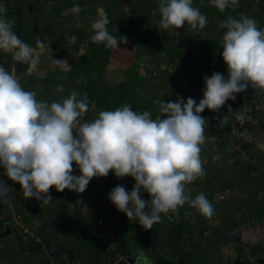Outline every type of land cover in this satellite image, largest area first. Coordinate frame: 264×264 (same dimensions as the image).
Listing matches in <instances>:
<instances>
[{
    "label": "clouds",
    "instance_id": "clouds-1",
    "mask_svg": "<svg viewBox=\"0 0 264 264\" xmlns=\"http://www.w3.org/2000/svg\"><path fill=\"white\" fill-rule=\"evenodd\" d=\"M211 2L223 13L235 8L239 0ZM158 11L159 26L165 32L185 23L191 30L207 25L206 15L193 6V0H160ZM14 23L0 4V50L34 71L40 62L37 49L44 50L46 45L39 38L36 48L23 42L13 30ZM108 24L101 9L91 25V39L108 48L126 44L127 38L111 34ZM219 27L226 30L222 58L228 79L220 73L205 78L199 104L192 98L186 102L181 98L167 103L157 100L161 115L156 119L149 111L138 113L125 104L82 122L89 111L86 94L78 98L81 94L72 90L62 101H39L36 92L22 87L19 76L0 66V166L7 178L20 185L25 198L48 204L53 200L51 188L83 193L94 177H107L111 171L117 178L132 177L135 184L130 193L117 185L108 199L145 230L159 223L162 214L176 212L186 203L210 218L214 208L204 193L193 199L185 191L186 185L204 175L201 145L206 142V119L201 113L219 110L249 87L264 91V30L244 13L238 19L229 16ZM70 39L75 43L77 37ZM53 63L68 66L64 60ZM57 91H63V86ZM235 114L238 120L244 119V114ZM74 163L79 176L72 174ZM8 188L0 181V197L6 196ZM142 191L149 194V201L142 199ZM143 259L151 264L147 257Z\"/></svg>",
    "mask_w": 264,
    "mask_h": 264
},
{
    "label": "crops",
    "instance_id": "crops-1",
    "mask_svg": "<svg viewBox=\"0 0 264 264\" xmlns=\"http://www.w3.org/2000/svg\"><path fill=\"white\" fill-rule=\"evenodd\" d=\"M131 1L12 0V12L10 11L11 14L8 19L15 21L13 30H17L16 35L23 42L29 45L32 44L30 46L33 48H36L37 38L46 47L44 50L37 49L40 52V62L34 71L29 72V65L17 63L13 60L12 54H10L7 71L19 76L22 87L25 90L36 92L39 101H46L49 104L53 101H61L59 100L60 97L63 99L66 93L70 94L72 90H76V81L68 75V72L76 67V63L80 58L90 56V41L94 35V30L92 27L91 30L88 26L91 25V22L92 24L95 22L101 9L107 10L109 13L114 12L113 15L116 17L119 16L118 13H122L125 21L131 24L129 22L130 16L127 15L132 14V8L137 5L141 6V3L140 5L139 3H131L133 4L132 6L130 4ZM154 1L157 2H154L157 7L151 10L153 15L152 19H148V22L157 24L158 31L161 34L159 39L166 42L165 49H168V51L173 50V53L174 50L181 51V55L179 54L175 57L186 56L187 52H189L190 46L188 43L183 44V42H186V36L188 35L191 38L189 44H192L194 39L208 40L209 38L210 40V37L211 39L217 37L207 27L202 30H191L186 23L179 29L165 32L159 26L161 16L158 6L160 1ZM198 5H200L198 1L197 4L195 1L194 7L197 8L199 7ZM83 9L87 11L81 13ZM18 10L21 11L19 19L15 17V15H18L16 12ZM82 14L86 16L76 19V16ZM121 23H115L111 19L107 25L108 31L118 37H126L127 41H129V38H134V35L123 34V32L129 31V28L126 25L122 29ZM72 36L77 37L75 43L71 42L70 38ZM135 39L134 43L136 45ZM118 44L121 49L124 48L128 55L132 56L133 50L136 52V48L133 45H128V43ZM60 60L67 61L68 66L53 63V61ZM149 63H153L155 66L159 65L156 60H152ZM176 69L178 68L176 67ZM179 69L184 71L182 81L186 83L188 79L187 68L184 66ZM209 70L207 69V72ZM213 70L222 74L225 80L228 79L226 64L219 63L217 68ZM209 77L206 76L205 78ZM61 85L63 86V91H57ZM178 89L181 91L178 90L176 94L171 93V95H175L177 99L181 98L185 102L188 98H192L199 104L203 98V92L199 90L192 93L189 88H185L182 84L178 86ZM239 95L264 101V91L251 87L245 93H239ZM157 100L159 99L156 98L155 102ZM154 105H157V103ZM153 109L149 107L148 110L152 112L151 118L156 119L157 117L153 116L155 112V109L152 111ZM201 116L206 119L204 125L206 142L201 145L204 175L186 185L185 191L193 199L198 194L204 193L214 208V214L210 218L205 217L197 209L192 208L189 203H186L176 212L162 214L161 221L156 224L159 233L157 235L159 248H161L162 244H165L162 249L168 256H171L172 253L166 247L168 244L167 236L171 231L175 233L179 231V228H183L181 238L184 239L181 242L185 244V250H188L187 252L191 253V255H188L185 259L182 256H178V264H264V131L261 128H252L247 132L241 129L235 118L224 106L217 111L205 109ZM243 152L250 156L246 162H231L232 154L236 153L238 155ZM217 156L219 159H214ZM4 172V169L0 166V174H4ZM123 179L125 189L129 192V188L134 186L135 180L130 176L123 177ZM89 192L98 198L97 193L89 189L85 193H76V198L70 201L67 211L62 212L57 217L56 210L59 206L54 208V225L43 227L52 236L54 242V237H56L58 242H66V245H77L81 237L90 231V211L88 212L86 205L88 198L84 196ZM141 194L146 202L150 200L147 192L142 191ZM98 199L101 204L104 202L102 198ZM108 210L113 222L119 226H125L127 231L129 230L132 233L129 235L133 241L136 235L133 229L130 228L132 224L129 223L130 221L126 214L119 212L114 205H111ZM69 212H74L79 216V225L76 226L77 232L73 237L63 235L60 230L62 228L61 222L67 220ZM36 217L38 218L37 214ZM56 230L60 233L57 234ZM54 242L52 240L51 242L47 241L46 248L52 245L54 251L50 252L47 249L46 255L52 257V259L56 256L55 254L60 257L67 255L60 249L61 247H55L56 244ZM149 250L150 248H146L140 243H135L131 252L141 251L146 254L145 257L149 258L148 260L151 261V264H156L157 259ZM143 257L140 264H146ZM126 262L129 264L127 259Z\"/></svg>",
    "mask_w": 264,
    "mask_h": 264
},
{
    "label": "trees",
    "instance_id": "trees-1",
    "mask_svg": "<svg viewBox=\"0 0 264 264\" xmlns=\"http://www.w3.org/2000/svg\"><path fill=\"white\" fill-rule=\"evenodd\" d=\"M160 1V0H159ZM195 1L193 0V6L195 5ZM200 5H198L199 10L202 14L206 15L207 17V29L211 30L216 34L217 37L210 39V40H195L190 43L189 35L186 36V42H183V44L188 43L190 46L189 52H187V55L185 56V66L187 68V87L191 90L192 93H195L198 90H202L204 92L205 90V77L206 76H212L214 70L212 63L219 58H222V37L225 29H222L219 27L220 23L226 21L229 16H232L233 18H239L241 13L246 14L250 18H253L257 21L258 28L264 30V0H259L256 2L255 0H239L238 4H241V6H236L235 8L229 7L227 8L223 13H221L218 9L210 8L209 6H204L202 4V0H197ZM154 0H143L141 2V6H136L135 8H132V15H131V24L136 25L137 20L142 19H152V13L151 10L154 7H157L154 5ZM157 3V2H156ZM197 4V2H196ZM12 5L10 4L7 7V17L10 16L12 12ZM14 9V8H13ZM11 11V12H10ZM87 10L83 9L81 13H85ZM18 15H15L16 18H20L21 11H16ZM77 13V12H76ZM208 14V15H207ZM10 20V19H9ZM111 21V18L109 19V22ZM146 25H150V22H146ZM205 27V28H206ZM203 28V29H205ZM199 29V28H198ZM197 29V30H198ZM138 30V29H137ZM136 26H133V34L136 36V42L138 46V50L136 51L138 54L142 53L143 50L141 47L147 46L151 47L153 49L152 55H156L157 51L159 49H164L163 52H167L165 50V41L155 37L156 32L158 31V26L156 23H153V27L149 32H145V30L141 29L137 31ZM143 30V31H142ZM202 30V29H199ZM17 30L14 32L16 33ZM132 31V30H131ZM136 31V32H135ZM86 33V32H83ZM190 34V33H189ZM86 35V34H84ZM120 35V34H119ZM29 39V38H28ZM32 45V44H30ZM181 52V51H180ZM180 52L178 50H169L166 54L167 58L163 60L161 57H159L162 61V63L169 62L170 60H173L176 55H179ZM181 55V54H180ZM161 56V55H160ZM9 57V58H8ZM154 57V56H152ZM2 59L6 58L5 61V69L7 70L9 62H10V53H4L2 51ZM111 59V48H108L104 46L103 44L100 45V43L94 42L93 40L90 41V56H87L85 58H80L77 63L76 67L74 69H71L68 72V75L71 76V78H74V81H76V87H79L80 89L84 88L85 91H87V97H88V104L89 107L91 103H95L96 107L99 109V113L101 111L105 110H115L118 107H122L125 104H128L131 106L133 111H136L138 113H143L144 111H147L149 107L154 108L155 112L153 114L154 117H158L161 115L160 108L156 105L153 106V100H140L137 99V95L139 92H141L142 88L139 86V84H144L143 81L136 80L135 72L133 73H127V79L121 82H118L114 85L107 84L105 80H102L101 82L95 80L94 78L100 77V79H103V70L107 67V65L110 63ZM138 65V64H137ZM209 67L210 73L202 72V67ZM139 67V66H138ZM98 73V74H96ZM209 74V75H208ZM175 75V74H174ZM143 77V76H141ZM209 77V78H210ZM87 79L86 83L83 82V80ZM141 79V78H140ZM143 79H145L143 77ZM80 80V82H79ZM155 104V99H154ZM154 109L152 111H154ZM233 116V114L231 113ZM95 115L89 110L85 116L83 117V121H92L94 120ZM234 117V116H233ZM164 117H162L163 119ZM236 153L231 156V162L237 163L238 161L235 160ZM240 162V161H239ZM73 175L79 176L80 171L77 165L75 163L73 164ZM114 178V180H112ZM9 180V179H8ZM11 181V180H9ZM111 183H113L112 186ZM117 185H122L125 188V182L123 178H117L114 174V172H109L107 177H94L88 184L86 190L83 192H87L89 189L93 192H96L98 198H102L104 202L101 204L100 202V208L99 213L110 223H115L110 218V211L108 210L111 205H114L111 203V201L108 199L109 192L112 191ZM134 187V186H133ZM133 187L129 188V192L132 191ZM13 189V187H11ZM10 188V189H11ZM14 191L21 190V187L18 183H14ZM75 191H69L65 189L63 192H57L55 187L51 188L49 190V195L52 196L53 199H59V207L56 210V217L59 216L62 212L67 211L69 207L70 201L76 198ZM141 197L143 199V195L141 194ZM99 200V199H98ZM100 201V200H99ZM104 204V205H103ZM107 205V206H106ZM115 206V205H114ZM25 210L21 209L18 211V217L20 219L21 228L23 229L21 232H19L20 237V248L24 253H28L30 255H38L42 256L43 259H41L39 262L37 261L34 264H47L52 257H49L48 255L44 256L48 251L46 248L47 241H51L53 238L50 236L45 228L49 224L46 222L44 223L41 228L36 229V236H25L26 233L24 228L29 227L30 229L32 226L35 225V217L38 213L43 214L42 208L37 207V209L33 210L32 214H27L24 212ZM66 220V219H65ZM22 222L25 223V225H22ZM62 228H60L63 235L68 237H73V235H76V224H73L71 222V219H68L65 222H61ZM73 228V232L71 234L67 233L68 228ZM128 227V226H127ZM157 225L154 224L152 229L145 230L138 221H134L132 226L130 228L133 229L134 234L136 235L133 238H130L129 234H132L127 231V228L124 226H119V235L117 238V250L121 251L124 256L127 257V255L132 251L133 244L140 243V245L150 248V253L154 255L157 259L156 264H178V256H182L184 259L188 257V255H191V253L187 252L188 250H185V244H182L181 240L184 238H181V234L183 232V228H179L178 232L173 233L172 231L167 236V245L169 248V251L172 253L171 256H168L165 251L162 249L165 244L161 245V248H159V238L157 237L158 229L156 228ZM91 228V227H89ZM18 229V228H17ZM18 231V230H17ZM155 233V234H154ZM54 234V233H51ZM39 236V238H38ZM1 237V236H0ZM135 242V243H134ZM101 243L98 240L96 234H94L93 231L86 232L80 239L79 243L76 245L73 244H67L66 246H63L62 250L67 253V255L70 258H76V254L81 253H88V260L90 264H104V257L106 255V251L102 249ZM57 247V246H55ZM54 259H60V256L58 254H55ZM175 255V256H174ZM121 264H127L126 260H123ZM185 264V263H182Z\"/></svg>",
    "mask_w": 264,
    "mask_h": 264
},
{
    "label": "rangeland",
    "instance_id": "rangeland-1",
    "mask_svg": "<svg viewBox=\"0 0 264 264\" xmlns=\"http://www.w3.org/2000/svg\"><path fill=\"white\" fill-rule=\"evenodd\" d=\"M143 0H132L130 2L134 3V4H138L140 5V3ZM256 2L258 0H255ZM197 2V0H196ZM133 6V4H131ZM238 6H241V4H238ZM104 11V10H103ZM107 14L108 18H111L112 20H114L115 23L120 24L121 23V28L123 29L126 25L129 28V31L127 32H123L128 34V35H133L131 34V32H133V26H136V30H140L143 29L145 30V32H149L152 27L153 24L150 23V25H146V22H148V19H143L141 18L140 20H137V24L132 25L129 24L125 21L124 16L122 15V13H118L119 16L116 17L115 15H113L114 12L109 13V11L105 10L104 11ZM97 13V12H96ZM152 13V12H151ZM132 15V14H131ZM131 15H127L130 16L129 19L131 22ZM84 14L80 15V16H76V19L79 18H83ZM122 16H123V21H122ZM99 18V15H97V19ZM96 19V20H97ZM92 25V22H91ZM91 25H89L88 27L91 29ZM78 28V27H77ZM92 30V29H91ZM132 30V31H131ZM137 30V31H138ZM142 30V31H143ZM136 32V31H135ZM211 35V33H210ZM209 35V37H210ZM155 37L157 38H161V34L159 31L156 32ZM136 38V36L134 37ZM134 38H129V41H127L128 45H133L136 48V51L138 50V46L137 43L135 45V41ZM211 39V37H210ZM136 40V39H135ZM209 40V38H208ZM143 52L142 53H137L133 50L132 56L126 54L124 48L121 49V47L119 46V44L117 45L116 48H113L111 50V59H110V63L107 65V67L103 70V79H100V77H98L97 79L94 78L95 80L101 82L102 80H105L107 82V84L110 85H114L118 82L124 81L127 79V73H133L135 72V76L136 80H140L143 81L144 84H139V86L142 88L141 92H139V94L136 96L137 99L140 100H153V106H154V99L158 98L160 101L164 100L165 103L169 102V101H176L177 100V96H172V94H176L178 89V86H180L181 84L184 86V82L182 81V77H184L183 74V70L179 69L185 66V56H181V57H174L173 60H170L169 62L166 63H162L161 59L159 57H161L163 60H165V58H167L166 54H168V49H165L167 52H163L162 49H159L157 51L156 55H152V51L153 49L149 46L147 47L146 45L141 47ZM161 55V56H160ZM135 56V57H134ZM154 56V57H152ZM146 60V61H144ZM152 60H156L159 62L158 66L153 65V63H149ZM133 62V64H132ZM144 62V66L140 65V63ZM221 63V64H225V62L223 61V58L219 59L217 58L214 63H212V69L217 68V65ZM138 64V65H137ZM139 66V67H138ZM176 67L178 69H176ZM107 69V71H106ZM206 69H209V67H204L202 72H206L204 71ZM154 70H156L157 74L154 73ZM176 70V71H175ZM160 71V72H159ZM187 72V71H186ZM98 74V73H96ZM175 74V75H174ZM99 75V74H98ZM143 76L145 79H143ZM188 76V74H187ZM141 78V79H140ZM188 78V77H187ZM84 78H82L81 80H83ZM87 79L83 80L84 83H86ZM80 82V80H79ZM67 90V89H66ZM76 91L79 92L81 95L78 98H84V94H86L87 96V91L84 90V88L80 89L79 87H76ZM181 91V90H179ZM202 92V90H199ZM199 92V93H201ZM65 94V93H63ZM61 94V95H63ZM69 94L66 93V95H64L63 99L66 98ZM62 97H60L59 100H63L61 99ZM88 97H87V102L88 101ZM185 102V101H184ZM157 107H160L159 104L156 105ZM89 110H91V112L95 115L94 119L98 118V114H99V109L96 107L95 103H91ZM150 112V110H147ZM152 113V112H150ZM3 168V167H2ZM4 169V168H3ZM5 171V169H4ZM0 181H3L4 183H6L8 185V191L5 197H0V264H34L36 263V261H40L41 259H43L42 256H38V255H30L28 253H24L21 248H20V237L19 236V232H21L23 229L21 228V224H20V219L18 217V211L23 209L25 210L24 212L27 214H32L33 210H35L38 206L42 208L43 214L38 213V218L35 217V225L32 226L31 229L33 234L35 235L36 233V229L41 228V226L44 223H48L49 225H54V221H55V217L54 216V208H56L57 206H59V200H55L53 199L51 202H49L48 204H44L40 201H37L36 199H27L24 197L23 195V191L22 189L19 191H14V183L12 181H9L7 179V176L4 174H0ZM13 187V189L11 188ZM11 188V189H10ZM47 205V206H46ZM131 224H133L134 221L129 220ZM7 224H11L14 228H16L15 232H12L8 235H2V232L5 230V227ZM18 228V229H17ZM18 230V231H17ZM57 234H59L60 232L58 230ZM163 234V232H161ZM26 234V233H24ZM25 236H28V234H26ZM31 236V235H30ZM55 242L52 239V242H54L58 247H61L60 249L62 250L63 246H66V242H58L57 238L54 237ZM51 242V241H50ZM166 247H168L166 245ZM48 249V248H47ZM49 250V249H48ZM46 256V254L44 255Z\"/></svg>",
    "mask_w": 264,
    "mask_h": 264
},
{
    "label": "built area",
    "instance_id": "built-area-1",
    "mask_svg": "<svg viewBox=\"0 0 264 264\" xmlns=\"http://www.w3.org/2000/svg\"><path fill=\"white\" fill-rule=\"evenodd\" d=\"M259 1V0H258ZM257 1V2H258ZM12 0H0V4L4 5L6 8L11 4ZM204 6H209L212 10L215 8L212 5L211 0H202ZM208 15V14H207ZM2 50H0V66L5 68L6 58L2 59ZM144 66V62L140 63ZM154 73L157 74L156 70ZM184 87H187V82H184ZM224 107L227 111L233 114L238 126L245 130L246 132L253 129L261 128L264 131V101L253 97H244L236 94L235 100L226 101ZM231 108V110H229ZM244 114L243 120H238L236 118L235 112ZM249 154L246 152L239 153L236 155L235 160L240 162H246L249 159ZM111 192V191H110ZM109 192V194H110ZM90 193V194H89ZM84 196L88 198L87 208L90 213V231L96 234L98 240L101 243L102 249L106 251L104 257V264H121L123 260H126V256L122 254L121 251L117 250V238L119 235V225L116 223L108 222L100 213V201L94 194L89 192ZM68 219H71L73 224L79 225V216L74 212H69L67 214ZM21 224V223H20ZM22 225L25 223L22 222ZM26 234L31 236H36L33 234L29 227L24 228ZM73 228H68L67 233L71 234ZM39 238V236H38ZM47 264H90L88 260V253L84 252L81 254H76V258H70L68 255L60 257V259H51Z\"/></svg>",
    "mask_w": 264,
    "mask_h": 264
},
{
    "label": "water",
    "instance_id": "water-1",
    "mask_svg": "<svg viewBox=\"0 0 264 264\" xmlns=\"http://www.w3.org/2000/svg\"><path fill=\"white\" fill-rule=\"evenodd\" d=\"M15 231H16V228H14L11 224H7L5 227V230L2 232V235H8V234L15 232ZM48 249L50 250V252L54 251V248L52 245H49ZM141 254H142V256H141ZM143 256L145 257L146 254H144L141 251H133L127 255L126 259H127L129 264H140V263H142L141 261H142Z\"/></svg>",
    "mask_w": 264,
    "mask_h": 264
}]
</instances>
